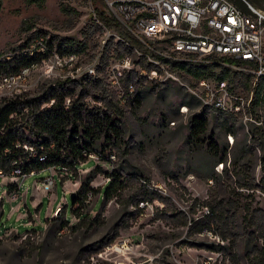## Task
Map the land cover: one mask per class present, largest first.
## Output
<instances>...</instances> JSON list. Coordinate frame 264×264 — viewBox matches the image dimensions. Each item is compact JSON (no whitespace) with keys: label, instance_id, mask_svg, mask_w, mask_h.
I'll use <instances>...</instances> for the list:
<instances>
[{"label":"rangeland","instance_id":"rangeland-1","mask_svg":"<svg viewBox=\"0 0 264 264\" xmlns=\"http://www.w3.org/2000/svg\"><path fill=\"white\" fill-rule=\"evenodd\" d=\"M248 1L262 7L258 0ZM95 8L107 13L105 0H43L41 3L0 0V56L10 52H2L8 44L14 47L23 40L24 25L29 26V31H43L45 38L50 35H55V40L86 38L88 47L77 53L76 63L94 65L107 40L113 37L115 41L118 37L113 28L96 21ZM82 73L83 70L72 71L66 79H78ZM104 77L108 89L118 98L116 90L107 83L106 72ZM64 79L45 78L34 71L26 95H34L41 83L53 84ZM152 82L143 81L139 86L140 105L129 106L124 112L125 136L132 138V148L125 157L128 169L148 177V181H141L167 197L176 209L195 218L207 212L203 202L210 189L218 197L231 196L238 200L239 215L245 207L264 208V183L260 180L264 174L263 152L256 140L250 138V129L256 124L245 125L240 117L207 108L204 134L198 140H188V119L203 107L176 81ZM120 85L124 89L121 79ZM87 101L99 104L92 98ZM183 103L189 105L186 115L179 112ZM259 115L264 132V110ZM228 132L232 134V143L227 140ZM205 136L216 141L214 151L206 147ZM220 156L225 157L222 162ZM116 159L115 155L105 161L97 154H84L73 175L66 176L62 182L58 179L60 174L55 176L54 196L42 189L34 190L36 204L31 201L32 184L48 172L28 175L22 186V189L30 188L26 201L17 202L21 207L10 219L8 214L14 204L6 197V182L10 177L1 175L0 264H249L243 239L235 247L238 262H232L228 249L216 251L210 247L215 243L227 245L212 230L190 233L185 225L156 218L155 213L163 206L156 199L140 202V212L121 225L110 242L100 246L102 239L112 236L122 214L120 204L114 199L101 201L100 189L108 181L106 175H94L91 190L81 192L79 202L72 206L75 210H71L69 193L78 191L81 180L95 165L110 170ZM60 185L68 191L64 196ZM17 214H21L20 218ZM238 230L241 231L240 225Z\"/></svg>","mask_w":264,"mask_h":264},{"label":"trees","instance_id":"trees-1","mask_svg":"<svg viewBox=\"0 0 264 264\" xmlns=\"http://www.w3.org/2000/svg\"><path fill=\"white\" fill-rule=\"evenodd\" d=\"M30 1L41 3L43 0ZM232 1L243 6L242 0ZM258 2L262 4L263 8H260L264 9V0H258ZM95 10L97 22L102 26L113 28L119 36L136 43L131 35L122 30L120 23L113 16L105 10L96 8ZM21 30L26 31L23 40L14 47L8 44L2 52L17 51L33 37L44 36L41 30L29 31V26L23 25ZM44 39L47 45L45 56L53 51L59 54L71 52L77 54L88 47L86 38L71 41L61 37L55 40V35H50ZM130 53L131 49L128 45L118 39L114 41L113 37H110L103 45L94 75L83 74L78 79H66L53 84L41 83L32 96L28 97L24 94L14 98L0 99V170L2 174H10L15 167L14 161H20L18 165L25 173L31 170H43L52 165L58 172L60 167H66L69 170V175L58 177L59 182H62L66 176L73 175L72 171L77 167L79 160L84 159V154L94 153L105 161H109V155H115L117 159L110 170L103 169L100 165L90 169L89 175L81 180L78 191H75L73 200L70 201L71 210H75L72 206L79 202L78 196L81 192L91 190L90 181L94 175L96 173L106 175L108 181L100 189L101 201L107 203L114 199L120 204L122 214L114 225L112 236L102 239L100 246L110 242L117 235L119 227L140 212V202L156 199L163 203L162 208L155 213L156 218L169 219L176 224L185 225L190 233L201 232L202 229L212 230L221 240H225L227 245L215 243L210 247L216 251L228 249L232 262H238L235 247L239 239H243L244 255L249 264H264V208L245 207L244 213L239 215L241 205L238 200L231 196L218 197L214 189H210L208 197L203 202L207 212L195 218L183 210L176 209L167 197L150 189L145 182L141 181V179L148 181V177L136 170L128 169L125 157L132 148V138L125 136L122 122L127 107L140 105L142 96L139 86L145 79L137 77L132 72L124 73L121 81L125 92L129 84L134 86V92L126 97L125 103H120L119 98L108 89L104 75L110 58H119ZM38 59L35 56L12 53L9 59L0 60V77L14 73L21 66ZM187 71L196 77L206 76L217 80H227L232 87L242 86L245 90L250 89L249 76L238 74L214 62L196 65L194 68L189 66ZM153 86L155 87L154 84ZM263 87L264 77H261L253 87L252 108L260 106L264 110V97L260 96ZM88 98H92L99 104H90L87 101ZM207 108L203 107L189 117L186 139L195 141L204 134ZM252 111L254 112V109ZM250 130V138L253 141L256 140L261 147L262 160H264V132L260 125H255ZM205 139L208 150L214 151L217 146L216 141L209 136H205ZM24 145L32 146L36 154L30 153ZM41 156L42 159L39 158ZM224 158L220 156L219 160L222 162ZM260 180L264 183V174ZM13 186V182L8 183V190L10 191ZM239 225L241 231L238 230Z\"/></svg>","mask_w":264,"mask_h":264},{"label":"built area","instance_id":"built-area-1","mask_svg":"<svg viewBox=\"0 0 264 264\" xmlns=\"http://www.w3.org/2000/svg\"><path fill=\"white\" fill-rule=\"evenodd\" d=\"M242 2L243 6L232 0H105L107 13L136 42L117 34V39L128 45L131 53L110 58L106 66L107 83L116 90L119 101L125 103L126 97L134 92L132 84L127 85L126 92L120 85L124 73L132 72L145 81H176L200 107L240 117L245 125L247 122L260 125L262 108H252V96L257 80L264 77V9L246 0ZM46 51L45 39L39 35L19 50L0 56V60L9 59L12 53L39 58L14 73L0 77V99L26 94L34 71L45 78L66 79L72 71L83 70L82 75H94L99 63V58H96L94 65H81L76 63V53L59 54L53 51L45 56ZM212 62L249 76L250 89L232 87L227 80L196 77L187 71L189 66L194 68ZM260 96L264 97V87ZM188 110L189 105L185 103L179 106L182 115H186ZM227 140L233 142L230 132L227 133ZM24 147L36 154L32 146ZM88 155L95 156L94 153ZM18 162L14 161L15 167L8 175L14 183L8 192L10 202L21 200L20 186L28 175L42 171L22 172ZM59 169L60 172H57L52 165L46 167L43 170H47V175L36 179L34 185L49 192L55 185V176L70 173L66 167ZM0 175H3L1 170Z\"/></svg>","mask_w":264,"mask_h":264},{"label":"crops","instance_id":"crops-1","mask_svg":"<svg viewBox=\"0 0 264 264\" xmlns=\"http://www.w3.org/2000/svg\"><path fill=\"white\" fill-rule=\"evenodd\" d=\"M43 172H47V170H42ZM41 172V171H40ZM40 172H38V173H40ZM1 176V175H0ZM24 181V180H23ZM11 182V180L9 179L8 180V182H6V187H7V184L8 183H10ZM22 186H23V182H22V184H21V186H20V194H21V199H22V201L25 203V201H26V197L28 196V192H29V190H30V188H28L27 186L26 187H24V189H22ZM32 186H33V188H32V197H34V199H31V201H32V203L33 204H36L37 203V201H38V199L36 198V195H35V193H34V190H40V187H36L35 185H34V183L32 184ZM61 186V188H60V191H61V194H62V196H64V195H66V193L68 192V191H66L64 188H63V186L62 185H60ZM56 183H55V185H54V187H53V189H51L48 193H50V194H53V192H54V190L56 191ZM6 197H7V199H8V192H9V190H8V188L6 189ZM53 196H54V194H53ZM55 196H56V194H55ZM59 197V196H58ZM54 199V198H53ZM1 200H2V198H0V202H1ZM58 200V199H57ZM56 200V201H57ZM8 201H9V199H8ZM10 202V201H9ZM55 203V202H54ZM1 204V203H0ZM54 205V204H53ZM20 207L21 206H18V204H17V202H14V204H13V206H11V208H10V212H9V214H8V219H10L19 209H20ZM2 213H3V211L1 210V212H0V217H1V215H2ZM22 214V213H21ZM21 214H17V217L18 218H20V216L19 215H21Z\"/></svg>","mask_w":264,"mask_h":264},{"label":"water","instance_id":"water-1","mask_svg":"<svg viewBox=\"0 0 264 264\" xmlns=\"http://www.w3.org/2000/svg\"><path fill=\"white\" fill-rule=\"evenodd\" d=\"M74 194H75V191H71V192L69 193V197H70V200H71V201L73 200V196H74Z\"/></svg>","mask_w":264,"mask_h":264}]
</instances>
